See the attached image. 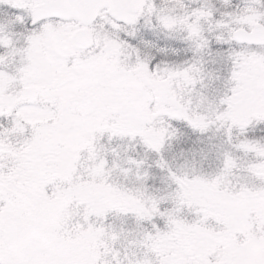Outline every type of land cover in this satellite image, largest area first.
I'll list each match as a JSON object with an SVG mask.
<instances>
[{
    "label": "snow or ice",
    "instance_id": "obj_1",
    "mask_svg": "<svg viewBox=\"0 0 264 264\" xmlns=\"http://www.w3.org/2000/svg\"><path fill=\"white\" fill-rule=\"evenodd\" d=\"M0 264H264V0H0Z\"/></svg>",
    "mask_w": 264,
    "mask_h": 264
}]
</instances>
